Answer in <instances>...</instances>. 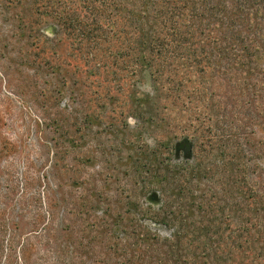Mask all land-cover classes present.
<instances>
[{
  "label": "trees",
  "instance_id": "1",
  "mask_svg": "<svg viewBox=\"0 0 264 264\" xmlns=\"http://www.w3.org/2000/svg\"><path fill=\"white\" fill-rule=\"evenodd\" d=\"M79 2L80 9L62 7L59 21L63 32L81 39L86 87L95 89L97 100L114 95L117 121L134 118L139 128H160L168 162L156 182L159 205L150 214L169 236L150 241L139 216L121 235L109 230L110 247L127 261L140 251L146 264H264V167L243 160L245 138L228 140L232 127L242 132V110L250 123L264 116V0ZM263 131L255 124L253 139ZM182 140L196 153L209 146L221 165L210 174L190 165L195 155L192 162L170 163L169 152ZM22 176L17 198L11 197L17 181L10 173L0 184V264L73 262L78 255L67 254L56 234L60 204L48 176L38 177L45 183L40 189L28 173ZM200 179L219 185L220 204L204 188L199 193ZM170 194L177 200L173 206ZM109 216L103 212L101 219ZM207 232L214 233L216 248L201 251Z\"/></svg>",
  "mask_w": 264,
  "mask_h": 264
},
{
  "label": "rangeland",
  "instance_id": "2",
  "mask_svg": "<svg viewBox=\"0 0 264 264\" xmlns=\"http://www.w3.org/2000/svg\"><path fill=\"white\" fill-rule=\"evenodd\" d=\"M70 3L80 9L79 0H0V184L10 173L17 181L11 197L17 198L22 175L28 173L39 189L45 183L38 177L48 176L52 198L60 204L56 234L67 254L78 255L69 264H146L140 251H132L135 255L129 261L118 255L122 251L110 247L108 235L109 230L121 235L119 230L128 229L140 216L150 241L169 236L150 214L159 205L156 182L168 164L165 146L158 141L160 128L150 124L139 128L134 118L117 121L112 113L117 111L112 102L119 105L114 95L104 102L96 99L94 88L86 87L88 80L81 78V39L63 32L59 21L62 7L66 11ZM243 111L248 113L242 110L238 117L242 132L232 127L229 143L238 134L239 141L245 138L243 160L247 164L256 160L264 167V131L252 136L255 124L264 129V116L250 123ZM193 155L198 158L194 162ZM168 156L170 163L188 160L210 174L212 166L221 165L209 146L196 153L188 140L173 146ZM211 180H196L199 193L204 188L208 198L220 204V187ZM168 201L173 206L177 200L170 194ZM182 205L188 207L189 201ZM103 212L110 214L109 219H101ZM204 237L198 243L205 245L201 251L216 248L214 233Z\"/></svg>",
  "mask_w": 264,
  "mask_h": 264
},
{
  "label": "clouds",
  "instance_id": "3",
  "mask_svg": "<svg viewBox=\"0 0 264 264\" xmlns=\"http://www.w3.org/2000/svg\"><path fill=\"white\" fill-rule=\"evenodd\" d=\"M167 234H168L167 232L164 233V235H167Z\"/></svg>",
  "mask_w": 264,
  "mask_h": 264
}]
</instances>
